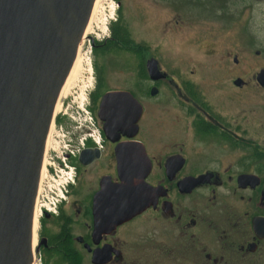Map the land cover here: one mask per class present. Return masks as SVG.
I'll use <instances>...</instances> for the list:
<instances>
[{
  "label": "flooded vegetation",
  "instance_id": "obj_1",
  "mask_svg": "<svg viewBox=\"0 0 264 264\" xmlns=\"http://www.w3.org/2000/svg\"><path fill=\"white\" fill-rule=\"evenodd\" d=\"M126 53L94 55L82 108L88 126L82 139L80 132L69 139V182L57 204L38 209L37 264H264V111L230 104L235 99L218 89L205 95L189 79L174 81L159 53ZM151 59L157 80L147 70ZM166 92L177 103L171 122ZM123 95L138 117L125 121ZM111 114L119 122L106 125ZM125 146L129 153L120 152ZM122 159L130 183L148 169L137 202L132 187L122 190ZM134 203L142 209L118 222V208Z\"/></svg>",
  "mask_w": 264,
  "mask_h": 264
},
{
  "label": "water",
  "instance_id": "obj_2",
  "mask_svg": "<svg viewBox=\"0 0 264 264\" xmlns=\"http://www.w3.org/2000/svg\"><path fill=\"white\" fill-rule=\"evenodd\" d=\"M95 2L0 0V264H33L34 210L47 138ZM147 70L158 79L155 60L147 62ZM256 82L264 88V69ZM234 85L243 82L237 79ZM123 97L128 98L125 121L134 113L138 117L132 98ZM116 118L109 115L106 125L119 122ZM120 152L130 150L125 146ZM122 163V190L132 187L137 202L148 169L130 183L126 160ZM141 209L136 203L118 208L124 211L117 214L118 222Z\"/></svg>",
  "mask_w": 264,
  "mask_h": 264
},
{
  "label": "rangeland",
  "instance_id": "obj_3",
  "mask_svg": "<svg viewBox=\"0 0 264 264\" xmlns=\"http://www.w3.org/2000/svg\"><path fill=\"white\" fill-rule=\"evenodd\" d=\"M118 1L131 36L147 46L150 55L160 54V67L169 78L189 79L205 95L218 89L235 99L230 104H238L246 111H264V88L256 82V75L264 69V0ZM94 12L79 48L78 77L57 104L44 156L45 176L39 185L37 212L42 204H57L58 190L67 180L60 176L61 165L72 153L69 139L72 133L88 126L89 118L82 108L92 90V45L109 38L108 28L118 15L117 0H97ZM191 19L197 22L190 23ZM104 56L126 58L129 54L120 50ZM237 79L243 82L241 90L234 85ZM176 104L166 92L167 122L177 119ZM64 112L66 119L61 127L57 126L56 119ZM83 136L80 132L78 139Z\"/></svg>",
  "mask_w": 264,
  "mask_h": 264
},
{
  "label": "trees",
  "instance_id": "obj_4",
  "mask_svg": "<svg viewBox=\"0 0 264 264\" xmlns=\"http://www.w3.org/2000/svg\"><path fill=\"white\" fill-rule=\"evenodd\" d=\"M118 4V15L114 23L109 26V39L108 44L101 47H93L94 55L96 53H101L102 55L110 53L112 51L119 52L124 50L126 52H141L147 50V46L141 43H135L131 33L123 22V18L120 12V2L117 0ZM132 45V46H131Z\"/></svg>",
  "mask_w": 264,
  "mask_h": 264
},
{
  "label": "bare ground",
  "instance_id": "obj_5",
  "mask_svg": "<svg viewBox=\"0 0 264 264\" xmlns=\"http://www.w3.org/2000/svg\"><path fill=\"white\" fill-rule=\"evenodd\" d=\"M96 3H97V0H96V2H95V5H96ZM95 5H94V8H93V12H92V16H91V19H90V21H89V24H88V26H87V28H86V31H85V34L87 35V33H88V31H89V27L91 26L90 24H91V22H92V18H93V14L95 13L94 12V10H95ZM111 19V18H110ZM105 25H106V23H105ZM79 53V52H78ZM81 66V65H80ZM78 73H79V60H78V55H77V58H76V60H75V63H74V65H73V67H72V70H71V72H70V74H69V76H68V78H67V80H66V82H65V84H64V86H63V88H62V90H61V92H60V95H59V98H58V101H57V104H58V102H59V99L62 97V96H64V95H66V94H68L67 93V91H68V89H69V87H70V85L72 84V82L73 81H75L74 79L76 78V77H78L77 75H78ZM57 104H56V107H55V114H56V111H57ZM51 129H52V127H51ZM50 132H51V130H50ZM50 132H49V134H50ZM50 135H48V137H49ZM48 140V139H47ZM46 147H47V143H46ZM46 151V150H45ZM45 165H44V162H43V170H42V175H41V178L43 177V176H45ZM38 217H39V213L35 210V212H34V220H33V234H34V239H33V246H35V243H36V239H35V230L37 231V229H36V220L38 219Z\"/></svg>",
  "mask_w": 264,
  "mask_h": 264
},
{
  "label": "built area",
  "instance_id": "obj_6",
  "mask_svg": "<svg viewBox=\"0 0 264 264\" xmlns=\"http://www.w3.org/2000/svg\"><path fill=\"white\" fill-rule=\"evenodd\" d=\"M60 173V176L62 177V178H65V177H68L69 176V174L67 173V172H64V171H60L59 172ZM59 177V176H58Z\"/></svg>",
  "mask_w": 264,
  "mask_h": 264
}]
</instances>
